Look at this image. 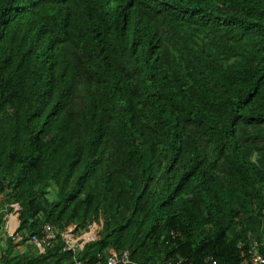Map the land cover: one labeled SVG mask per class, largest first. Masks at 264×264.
Returning <instances> with one entry per match:
<instances>
[{
    "label": "trees",
    "instance_id": "16d2710c",
    "mask_svg": "<svg viewBox=\"0 0 264 264\" xmlns=\"http://www.w3.org/2000/svg\"><path fill=\"white\" fill-rule=\"evenodd\" d=\"M0 201L30 244L3 264H73L94 219L90 264L264 244V0H0Z\"/></svg>",
    "mask_w": 264,
    "mask_h": 264
},
{
    "label": "built area",
    "instance_id": "2783aa9c",
    "mask_svg": "<svg viewBox=\"0 0 264 264\" xmlns=\"http://www.w3.org/2000/svg\"><path fill=\"white\" fill-rule=\"evenodd\" d=\"M23 214V206L20 203L11 204L6 212L5 229L10 233V237L14 242L20 241L24 236H29L18 230ZM77 227V222L74 221L63 231L64 249L73 250L75 254L73 264H90L79 258L78 254L84 249L87 243L100 237L103 220L94 219L86 227L80 228V230ZM57 234L58 231L55 232L49 226H45L42 231V236L30 235V237L32 243L37 246L39 251L45 253L48 245L52 243V240ZM176 235L177 233H173L172 237L174 238ZM206 260L209 264H220L214 257H208ZM129 262L130 259L127 251L120 253L112 249L100 254L95 264H128ZM177 264L192 263L187 258H180ZM237 264H264V244L257 239L252 240L248 248L241 250L240 261Z\"/></svg>",
    "mask_w": 264,
    "mask_h": 264
},
{
    "label": "crops",
    "instance_id": "0c3cea01",
    "mask_svg": "<svg viewBox=\"0 0 264 264\" xmlns=\"http://www.w3.org/2000/svg\"><path fill=\"white\" fill-rule=\"evenodd\" d=\"M4 212V209H0V212ZM10 233L5 229V222H0V264H3V260L8 256L13 258L19 254L26 253L29 251L30 244L14 242L11 238ZM12 243L14 246H12ZM19 243V242H18Z\"/></svg>",
    "mask_w": 264,
    "mask_h": 264
},
{
    "label": "clouds",
    "instance_id": "9594fccd",
    "mask_svg": "<svg viewBox=\"0 0 264 264\" xmlns=\"http://www.w3.org/2000/svg\"><path fill=\"white\" fill-rule=\"evenodd\" d=\"M255 239H257V238H255ZM254 240V239H253ZM258 241H260L259 239H257ZM251 242H252V240H251ZM261 242V241H260Z\"/></svg>",
    "mask_w": 264,
    "mask_h": 264
},
{
    "label": "rangeland",
    "instance_id": "374dc122",
    "mask_svg": "<svg viewBox=\"0 0 264 264\" xmlns=\"http://www.w3.org/2000/svg\"><path fill=\"white\" fill-rule=\"evenodd\" d=\"M0 204L2 205V202L0 201Z\"/></svg>",
    "mask_w": 264,
    "mask_h": 264
}]
</instances>
